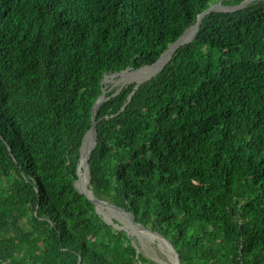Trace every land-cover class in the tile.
Instances as JSON below:
<instances>
[{
    "label": "trees",
    "instance_id": "1",
    "mask_svg": "<svg viewBox=\"0 0 264 264\" xmlns=\"http://www.w3.org/2000/svg\"><path fill=\"white\" fill-rule=\"evenodd\" d=\"M220 1L245 0H0V264H160L77 189L81 146L104 76ZM136 84L97 109L94 194L181 264H264V0L205 13Z\"/></svg>",
    "mask_w": 264,
    "mask_h": 264
},
{
    "label": "rangeland",
    "instance_id": "2",
    "mask_svg": "<svg viewBox=\"0 0 264 264\" xmlns=\"http://www.w3.org/2000/svg\"><path fill=\"white\" fill-rule=\"evenodd\" d=\"M226 6H228V8L226 9H235L236 7H238L236 5ZM220 7H223V5H221ZM185 42L187 41L185 40ZM169 52L170 51L166 52V54ZM163 57L161 59H163ZM161 68L162 66L153 73L147 71L150 68H142L143 70L129 68L124 71L109 73L107 74V78L105 80L106 91H109L113 87H120L128 83L144 82L153 77ZM84 151L85 150H82V157ZM77 186L79 188H83L84 190L90 187L89 176L84 169L81 172V177L77 183ZM101 200L102 201L98 204V211L100 212V214L105 220L111 222L116 228L126 230L128 234L133 238V242L140 252L144 253L150 258L155 259L160 264H179L177 254L174 251L172 245L162 235L137 222L133 215L124 208L117 207L108 200Z\"/></svg>",
    "mask_w": 264,
    "mask_h": 264
},
{
    "label": "water",
    "instance_id": "3",
    "mask_svg": "<svg viewBox=\"0 0 264 264\" xmlns=\"http://www.w3.org/2000/svg\"><path fill=\"white\" fill-rule=\"evenodd\" d=\"M251 1H253V0H245L242 4H240V5H238V7H236L235 9H237V8H241L243 5H245V4H247V3H249V2H251ZM221 5H223V7H220ZM226 8H228V6H226L222 1H220V2H218V3H215V4H213L210 8H208L207 10H205L200 16H199V20H198V22H197V24L196 25H194V27H196V30L198 31L199 30V28H200V24H201V20H202V17L204 16V14L205 13H207V12H209V11H233V10H235V9H226ZM193 27V26H192ZM191 28V27H190ZM189 29V28H188ZM187 29V30H188ZM186 30V31H187ZM185 31V32H186ZM196 31V32H197ZM184 32V33H185ZM183 33V34H184ZM183 34L177 39V41L176 42H174L172 45H174V44H176L179 40H180V38L183 36ZM191 40V39H190ZM189 40V41H190ZM189 41H187V42H189ZM186 42V43H187ZM184 44V43H183ZM172 45H170L169 46V48L167 49V50H169L170 49V47L172 46ZM180 45H182V44H180ZM179 45V46H180ZM178 46V47H179ZM177 47V48H178ZM176 48V49H177ZM175 49V50H176ZM166 50V51H167ZM175 50H174V52H175ZM165 51V52H166ZM165 52H163L162 54H161V56H160V58L163 56V54L165 53ZM173 52V53H174ZM173 53L171 54V56H170V58L172 57V55H173ZM159 58V59H160ZM170 58H169V60H170ZM158 59V60H159ZM157 60V61H158ZM168 60V61H169ZM156 61V62H157ZM167 61V62H168ZM155 62V63H156ZM166 62V63H167ZM154 63V64H155ZM166 63L162 66V68L166 65ZM151 65H153V64H151ZM151 65H147V66H143V67H141V68H138V69H142V68H145V67H148V66H151ZM130 67H128L127 69H129ZM161 68V69H162ZM127 69H125V70H127ZM160 69V70H161ZM159 70V71H160ZM124 71V70H123ZM106 78H107V75H105L104 76V78H103V80H102V84H103V93H102V95L100 96V98L98 99V101H97V103L95 104V106H94V108H93V126H92V128L87 132V134H86V136H85V138H84V141H83V143H82V146H81V157H80V162H79V164H78V175H79V178L75 181V185H76V187H77V189L81 192V193H83V194H85L94 204H95V206H96V208H97V210H98V204H99V202H101L102 200L100 199V198H98L95 194H94V192H93V190H92V188H91V174H90V170H89V160H90V156H91V154H92V152H93V150L97 147V144H98V131H97V121H96V114H97V109H98V107H99V105L106 99V87H105V80H106ZM142 82H137V84H136V88L141 84ZM93 131V132H92ZM90 132H92V134H93V146H92V149H91V151H90V153H89V155L87 156V159L83 162V164H82V149H83V146H84V144H85V142H86V138H87V136L89 135V133ZM83 169L85 170V172H87L88 173V176H89V180H90V187H88L87 189H83V188H79L78 186H77V183H78V181L80 180V177H81V171H83ZM116 206V205H115ZM118 207V206H117ZM130 213V212H129ZM132 214V213H131ZM133 215V214H132ZM134 217V216H133ZM107 221V220H106ZM107 222H109V221H107ZM109 223H111V222H109ZM112 224V223H111ZM166 240H167V238H165ZM168 241V240H167ZM171 245H172V243H170ZM172 247H173V249H174V251L176 252V254H177V258H178V263L179 264H181V260H180V255H179V253L176 251V249L174 248V246L172 245Z\"/></svg>",
    "mask_w": 264,
    "mask_h": 264
},
{
    "label": "bare ground",
    "instance_id": "4",
    "mask_svg": "<svg viewBox=\"0 0 264 264\" xmlns=\"http://www.w3.org/2000/svg\"><path fill=\"white\" fill-rule=\"evenodd\" d=\"M197 30H196V27H191V28H189L184 34H183V36L180 38V40L176 43V44H174V45H172L171 47H170V49L169 50H167L166 52H168V51H170L169 53H167L166 54V52L163 54V59H161V61H160V59L155 63V64H153V65H151V66H148V67H145V68H143V69H148V68H150V69H148L147 71H150V73H153V72H156L161 66H163L168 60H169V58H170V56H171V54L174 52V50L180 45V44H183V43H186L185 42V40L186 41H188L189 39H191V37L195 34V32H196ZM193 38V37H192ZM184 41V42H183ZM183 42V43H182ZM165 61V62H164ZM164 63V64H163ZM155 65V66H154ZM142 69V70H143ZM93 132V131H92ZM92 132H90L89 133V135L87 136V138H86V142H85V144H84V146H83V149L82 150H85L84 152H83V157H82V162H84L86 159H87V156L89 155V153H90V151H91V149H92V146H93V134H92ZM88 152V153H87ZM82 172V171H81Z\"/></svg>",
    "mask_w": 264,
    "mask_h": 264
}]
</instances>
